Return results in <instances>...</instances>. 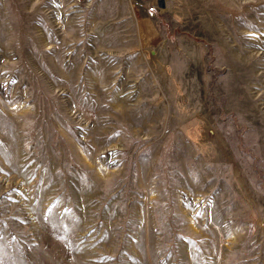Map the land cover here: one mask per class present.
<instances>
[{"label": "rangeland", "instance_id": "rangeland-1", "mask_svg": "<svg viewBox=\"0 0 264 264\" xmlns=\"http://www.w3.org/2000/svg\"><path fill=\"white\" fill-rule=\"evenodd\" d=\"M0 264H264V0H0Z\"/></svg>", "mask_w": 264, "mask_h": 264}]
</instances>
